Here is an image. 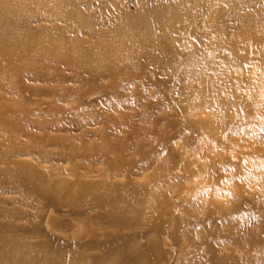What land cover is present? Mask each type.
<instances>
[{
	"label": "bare ground",
	"instance_id": "6f19581e",
	"mask_svg": "<svg viewBox=\"0 0 264 264\" xmlns=\"http://www.w3.org/2000/svg\"><path fill=\"white\" fill-rule=\"evenodd\" d=\"M232 3L235 8L238 6L236 0ZM73 10L67 16L69 19L74 15ZM166 16V39L162 38L158 44L151 41L154 38L151 34L153 26L149 23L142 25L139 30L144 40L141 47L144 46L149 57L152 55L150 53L155 52L150 62L143 63L145 66H105L100 62L109 60L105 58L109 55L98 51L87 52L79 45L73 46L71 50L74 58L81 59L78 61L73 58L52 60L51 54L40 53L37 49L27 51L25 45L21 47L19 54L27 65L23 67L27 69V74L47 83L49 90L64 97H73L71 103L74 105L65 108L54 103L43 111L35 108V119H30L24 109H18L22 112L23 123L7 117L0 110V128L10 127L12 142L8 144L13 149L18 147L15 151L9 150L0 155V190L22 191V203L29 196L46 209L22 211L16 206L9 208V199H0V229L4 230V234L0 235V264L23 263L24 254L30 255L27 261L30 264H240L235 253L222 251L218 247L226 240L238 245L237 249L248 258L246 264H253L257 258L264 263V194L248 191L245 195L249 209L244 216L248 223L240 224L235 220L237 214L243 212H240L239 207L235 209L236 205L225 210L215 204L206 209L202 202L196 204L201 215L194 221L188 220L191 209L186 205L192 197L184 195L182 191L192 169L188 158L190 153L185 147L197 139L200 128L217 124L204 114L209 105L208 96L200 93L196 103L190 108H182L183 118L180 121L174 120L171 114L165 115L163 119L167 122L159 129L156 126L162 117L150 121V125H146L148 129H145L143 122L140 125L129 120L134 116L141 121L138 112L129 115L118 111L131 105L135 109L148 107L151 103L145 102L146 99L154 94L160 95L158 84L161 81L153 77L148 68L153 65L163 71V56L169 50V43L174 41L176 19L168 14ZM241 28L244 35L241 39L232 38L233 42L242 44L264 59V8ZM111 43L114 44V41L111 40ZM119 46H122L121 43ZM112 47L106 48V51L109 53ZM124 52V57L131 54L128 50ZM5 69L0 68V73L5 74ZM195 71L196 64L191 63L181 74L183 78H191L195 76ZM66 72H70V82L78 83L79 86L61 87ZM130 87L133 91L127 94L125 89ZM102 90L105 92L101 99L89 100L87 110L94 112L88 116L82 107V98ZM146 90L151 91L149 96L146 94L147 97ZM186 91L187 88L183 93ZM109 99L118 104H111L108 108L113 110L105 113L98 104ZM115 105H118L117 111ZM54 115L59 116L55 118ZM122 118L124 123L118 121ZM96 120L104 124L99 130L90 128L76 132L73 128L78 124L91 125ZM124 126H135L137 130L141 126L146 133L156 138L141 144L135 138L136 133L122 129ZM238 132L237 129L230 131L233 135ZM146 133L143 134L148 135ZM256 136L247 135L242 140L251 141ZM179 137L182 139L180 144L176 141ZM77 141L80 144L76 145ZM262 150L248 151L243 156L248 171L260 170L253 172L251 178L259 177L261 186L264 184ZM17 152L31 153L46 161L65 162L77 157L88 159L91 163L102 160L105 171L109 172L103 171L100 178L92 180L90 169L81 174L73 169L72 173H68L71 176L69 178H63L65 169H60L58 179L51 181L45 171L33 169L24 160H13ZM213 153V149H205L203 157L212 160L202 164L199 169L215 174L218 179L216 173L223 164L217 157L213 158ZM137 156L141 159H136ZM253 158L256 163H252ZM137 169L143 172L150 170V173L142 181L134 180ZM106 175L110 176V180L105 178ZM116 175H122L124 180L113 181ZM230 188L233 194H239L233 179ZM60 220L80 225L75 230V237L59 229ZM251 221L255 223L253 227H249ZM194 227L198 229L196 232L193 231ZM179 233L184 241L178 248H173V245H177L174 239ZM167 238L172 242L167 241ZM254 250L257 258L252 256Z\"/></svg>",
	"mask_w": 264,
	"mask_h": 264
},
{
	"label": "rangeland",
	"instance_id": "374dc122",
	"mask_svg": "<svg viewBox=\"0 0 264 264\" xmlns=\"http://www.w3.org/2000/svg\"><path fill=\"white\" fill-rule=\"evenodd\" d=\"M232 1L235 0H0V68L5 69L8 66L5 69L7 73H0V110L6 113L7 117L23 123L22 112L18 109H24L30 119H35L37 117L35 108L43 111L54 103L65 108L74 105L71 103L73 97H64L58 92L49 90L47 83L27 74V69L23 68L27 66L25 60L19 54L21 47L26 46L27 51L37 49L40 53L51 54L52 60L73 58L78 61L81 59L74 58L71 50L73 46L79 45L87 52L98 51L105 52V56L109 55L105 57L109 60L100 62L105 66H138L150 62V58L155 57V52L150 53L152 55L149 57L144 46L141 47L144 43L139 33L141 26L146 23L153 26L151 34L154 38H151V41H156L155 44H158L162 38L165 40L167 35L164 18H167V14L173 16L176 19V34L174 41L168 45V52L163 56L165 58L162 64L163 71L153 65L148 68L152 71L153 77L161 81L158 84L160 95L154 94L151 98H147L145 102L151 103L148 107L135 109L134 105H131L122 110L115 105V109L129 115L138 112L141 121L134 116L129 120L131 123L143 122L145 129H148L146 125H150V121L162 117L156 126L159 129L167 122L163 119L165 115L171 114L174 120L180 121L183 118L180 111L182 108H190V105L196 103V97L200 93L208 96L209 105L204 114L210 116L217 124L209 128H200L199 134H196L197 139L193 144L185 147L190 153L188 158L192 169V174L185 179V188L182 191L184 195L192 197L186 205L189 210L191 209L188 220L194 221L201 215L196 204L202 202L206 209L212 208L215 204L225 210L236 205L235 209L239 207L240 212L241 210L243 212L237 214L235 220L240 224L248 223L244 216L245 211L249 209L245 195L248 191L264 194V184L261 186L259 177L251 178L253 172L260 170L248 171L243 157L245 152H255L258 148L264 151V59L259 58L257 53L247 50L242 44L234 43L232 38H242L244 32L241 27L248 19L261 12L264 8V0H236L238 2L236 8ZM72 10L74 15L69 19L67 16ZM120 43L122 46H119ZM110 47L112 48L108 53L106 48ZM124 50L131 52L129 57L123 56ZM191 63L196 64L195 76L183 78L181 72L188 69ZM145 68L147 69V65ZM65 77V82L61 84L62 88L79 86L78 83L70 82V72H66ZM117 80L120 78L117 77ZM139 84L141 85L140 81ZM185 88L187 91L183 93ZM132 91V87L125 89L127 94ZM104 92L102 90L82 98L85 114L91 116L94 112L91 109L87 110L89 100L101 99ZM150 93V90H146L145 96L146 94L149 96ZM111 104L118 102L109 99L105 103L100 102L98 107L103 112L109 113L113 110L108 108ZM58 116L54 115L55 118ZM118 121L124 123L123 118ZM102 123L96 120L91 125L78 124L73 128L76 132L90 128L99 130L104 126ZM125 127L122 129L136 133L135 138L141 144L145 140L152 141L156 138L155 135L146 133L145 129L140 128L141 126H138L139 130L134 129L135 126ZM231 129L243 132L233 135L230 133ZM9 130V126L0 128V155L18 148L13 149L8 144L12 142ZM255 134L257 136L251 141L242 140L247 135ZM181 140L179 137L176 141L180 144ZM75 144H80V141ZM206 148L213 149V158L217 157L222 161L223 165L216 173L218 179L215 178V174L199 169L202 164L212 160L203 157ZM52 149L54 150L55 147ZM145 150L149 151L148 148ZM12 159L24 160L33 169L45 171L51 181L58 179L60 169H65L63 178L71 177L68 173H72L73 169L80 174L90 169L92 180L100 178L106 169L102 160L91 163L83 157L58 162L46 161L45 158L36 157L31 153L17 152ZM136 159L140 160L141 157L137 156ZM252 163H256L254 158ZM149 173L150 170L143 172L137 169L133 179L142 181ZM180 173L183 174V171ZM105 178L110 180V176L106 175ZM232 179L233 183L236 181L239 194H233L230 188ZM116 180H124V177L116 175L113 181ZM23 197V192H17L16 189L0 190V199H9V208L16 206L22 211L31 212L46 210L29 196L25 203H22ZM65 221L67 222V220L59 221V229L75 237V230L80 225L69 220L67 223ZM254 225L255 223L251 221L249 227ZM197 230L196 227L193 228L194 232ZM3 231L0 229V235L4 234ZM166 240L172 242L168 238ZM174 241L177 245H173V248H178L184 241L181 233L175 236ZM237 246L226 240L218 247L222 251L235 253L240 264H246L248 258L237 249ZM252 253V256L256 257V251ZM24 256L22 257L25 261L19 264H30L27 262L30 255L24 254ZM261 261L262 259L257 258L253 264H264Z\"/></svg>",
	"mask_w": 264,
	"mask_h": 264
}]
</instances>
